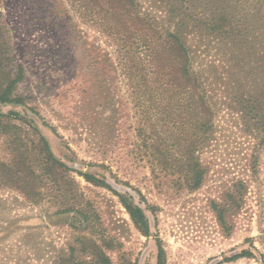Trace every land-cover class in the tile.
<instances>
[{
    "label": "rangeland",
    "instance_id": "obj_1",
    "mask_svg": "<svg viewBox=\"0 0 264 264\" xmlns=\"http://www.w3.org/2000/svg\"><path fill=\"white\" fill-rule=\"evenodd\" d=\"M34 4L1 0L13 65L25 74L18 92L26 106L0 104V112L35 120L55 157L73 170L79 212L55 214L51 200L21 205L12 200L16 192L1 189L6 216L26 219L0 243V264H100L97 249L111 264H158L159 242L165 264H264L263 134L248 127L231 100L229 53L197 34L188 37L216 104L212 130L196 131L187 112L170 117L186 118V125L163 129L161 115L156 126L146 120L106 35L74 10L67 29L40 27ZM255 50L250 60H264V42ZM195 135L202 142L194 154ZM7 159L0 135V161ZM197 170L201 185L193 188ZM120 196L142 208L149 236ZM243 252L252 257L238 258Z\"/></svg>",
    "mask_w": 264,
    "mask_h": 264
},
{
    "label": "trees",
    "instance_id": "obj_2",
    "mask_svg": "<svg viewBox=\"0 0 264 264\" xmlns=\"http://www.w3.org/2000/svg\"><path fill=\"white\" fill-rule=\"evenodd\" d=\"M32 1V15L40 27L60 32L63 24L62 28L67 29L69 11L74 10L84 24L106 35L116 47L118 66L122 67L131 94L141 101L146 120L155 125L153 118L161 115L163 129L186 125V118L170 117L187 112L196 131L210 134L216 104L206 74L196 67L187 39L197 34L219 45L231 57L226 76L233 89L231 100L248 127L260 136L263 134L259 145L264 147V60L254 63L249 57L256 55L255 47L264 42V0ZM3 19L0 0V104L26 106L25 98L18 92L25 79L24 70L13 65L11 31ZM0 135L5 138L8 154L7 160L0 161V190L16 192L18 197L12 200L21 205L38 207L51 200L59 208L55 214L79 212L75 181L70 176L73 170L55 157L35 120L17 112H0ZM195 137L194 154L202 142L201 136ZM82 177L94 185H105L88 174ZM201 179L200 170L193 171V188L201 185ZM127 198L120 196L121 204L135 227L149 236L150 224L144 211ZM7 210V197L0 196V243L19 230L20 222L26 219L7 217ZM42 219L45 222L47 218ZM158 252V264H165L160 242ZM93 253L100 264H111L98 249ZM244 257L250 258L252 253L238 256Z\"/></svg>",
    "mask_w": 264,
    "mask_h": 264
}]
</instances>
